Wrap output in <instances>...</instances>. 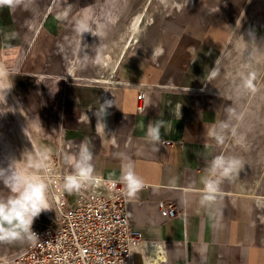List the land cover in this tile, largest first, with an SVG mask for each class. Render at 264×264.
I'll return each instance as SVG.
<instances>
[{"label":"crops","instance_id":"crops-1","mask_svg":"<svg viewBox=\"0 0 264 264\" xmlns=\"http://www.w3.org/2000/svg\"><path fill=\"white\" fill-rule=\"evenodd\" d=\"M104 2L20 0L0 6V64L9 70L13 98L22 111L44 112L36 79L59 34L82 10L94 11ZM182 4H175L179 16L142 27L139 40L104 83L107 88L96 105L68 99L61 108L71 135V157L78 159L81 146L87 145L93 175L123 181L130 168L142 181L138 191L128 192L129 220L148 245L146 250L162 255L159 264H264V194L241 193L237 178L211 173L214 159L224 154L217 133L234 107L213 72L237 29L264 31V0ZM154 25L153 35L145 33ZM77 44L75 40L67 44L69 59ZM136 86L148 88L142 100ZM157 124L160 140L154 141L148 127ZM210 179L217 191L209 200L205 185ZM159 201L174 203L185 217L170 218ZM26 235L0 241V246L17 253L27 245ZM134 259L135 264H149L141 253Z\"/></svg>","mask_w":264,"mask_h":264},{"label":"rangeland","instance_id":"rangeland-1","mask_svg":"<svg viewBox=\"0 0 264 264\" xmlns=\"http://www.w3.org/2000/svg\"><path fill=\"white\" fill-rule=\"evenodd\" d=\"M147 1L105 0L101 7L92 9L94 11L82 10L76 20L59 34L53 54L36 79L45 103L42 114H31L20 109L14 101L11 82L4 88L5 93L3 87H0V133H11L15 144V156L11 164L0 161V199L14 195L4 181L14 172L27 173L28 170L44 180L50 205L53 192L59 199H69L63 185L64 178L74 173L68 163L72 154L68 146L71 135L69 127L63 122L61 108L67 105L68 99L82 106L97 104L98 96L107 88L100 81L110 80L111 68L121 56L127 40L130 44L134 37L131 34L132 22L142 12ZM196 1L168 0L172 4L166 5L168 3L164 0H151L146 12V23L151 21L153 25L161 18L165 22L169 21L170 17L180 15L176 11V3L182 2L181 7H190ZM81 22L87 23V31L79 30ZM146 31L153 35L155 25ZM73 40L78 43L75 45L77 49H73L76 53L69 59L72 52L67 44ZM72 68L77 70V78L74 80L66 76ZM213 73L217 75V86L225 90L229 88L230 91H226L234 101L232 115L218 136L223 137V156L239 160L238 169L243 171L245 179L251 180L259 175L261 165L264 164V31L237 29L228 48L222 51ZM8 79L10 81V75ZM5 94L15 105L13 113H9L1 103L3 99L6 100ZM231 137L239 138L242 144L248 146L249 152L227 145L225 138ZM229 143L232 145L233 141ZM242 144L239 143L240 146ZM0 150L5 151L2 141ZM260 193L264 194V188L260 189ZM48 216L41 213L33 225L47 220ZM4 253L9 259L14 254L6 252L5 246L1 245L0 258H4ZM3 260H0V264H8L6 258Z\"/></svg>","mask_w":264,"mask_h":264},{"label":"built area","instance_id":"built-area-1","mask_svg":"<svg viewBox=\"0 0 264 264\" xmlns=\"http://www.w3.org/2000/svg\"><path fill=\"white\" fill-rule=\"evenodd\" d=\"M136 87L142 100L148 88ZM93 176L99 184L66 192L69 199H58L53 192L47 220L32 225L34 235L27 234L22 250L3 257L12 264H135V254L141 253L145 260L148 245L129 220L126 183ZM159 206L170 218L185 217L174 203L159 201Z\"/></svg>","mask_w":264,"mask_h":264},{"label":"clouds","instance_id":"clouds-1","mask_svg":"<svg viewBox=\"0 0 264 264\" xmlns=\"http://www.w3.org/2000/svg\"><path fill=\"white\" fill-rule=\"evenodd\" d=\"M18 3L20 0H0V6H12ZM78 27L81 32L88 30L86 22H81ZM159 51L158 49L156 54ZM9 75V70L0 64V87L10 85ZM249 86H251V82H249ZM147 134L152 140L159 141L160 125H149ZM217 139L220 142L223 141V137ZM91 160L92 155L87 145L81 146L78 159L75 157L68 158V163L72 164L75 169L74 174L64 178L63 188L69 194L78 192L87 183H100L99 178L93 176L94 168L90 163ZM239 167V160L221 155L212 162L211 173L213 175L219 173L222 177H229ZM122 180L126 183L130 194H134L142 187V181L130 168L122 176ZM4 183L14 195L7 199H0V241L11 242L20 239L25 234L34 235L31 229L35 219L50 208L47 199V186L44 180L40 176L17 171ZM216 191V182L211 179L208 180L205 185V199H213V194Z\"/></svg>","mask_w":264,"mask_h":264},{"label":"bare ground","instance_id":"bare-ground-1","mask_svg":"<svg viewBox=\"0 0 264 264\" xmlns=\"http://www.w3.org/2000/svg\"><path fill=\"white\" fill-rule=\"evenodd\" d=\"M150 1L151 0H148L146 2L145 6H144V8L142 10V12H140L138 14V16H136L134 18V20L132 22V33H131V34H134V37L132 38L130 44H129V39L127 40V42H126V44L124 46V49L122 51L121 56L116 60V62L114 63L113 67L111 68V71H110V75L111 76H113L115 74V72H116V70H117V68H118V66H119V64H120V62H121L124 54L126 53L127 49L130 47V45L133 44L135 41H138L139 40L141 29L145 25V23L147 21V18H148L146 12H148V10H149L150 4H151ZM164 1L166 3H168V0H164ZM70 72H68V73H70V76H69L70 79L77 78V70H75V68H72ZM108 81L107 80H101L100 82L105 83V82H108ZM4 88L5 87H3V93H5L4 92ZM226 90L227 91H230L229 88H227ZM5 98H6V100L3 99V102H1L3 104V107L9 113H13L14 112V106L15 105H13V103H11L8 100V97H6V94H5ZM217 134L219 136V133H217ZM231 140L233 141L232 145L229 143V141H231ZM0 141H2V146H4V148H5V151L0 150V157H1V160L0 161H1V163L11 164L12 158L15 156V153H14V151H15L14 150L15 149L14 136L11 133H8L7 131H3V132L0 133ZM226 141H227V145H230L232 148H238V149H240V150H242L244 152H247V151L249 152L248 146L245 145V144H242V141L239 138H236V137H231L229 139L225 138V141L224 142L226 143ZM239 143H241L242 146H240ZM250 152H251V150H250ZM261 166H262V168L260 170L259 175L256 176V177L254 176L251 180L245 179V176L243 174V171H241L240 169H237V171L233 172L230 175V177L237 178L236 185H237V187H238V189H239V191L241 193L253 194V195H255V194H261L260 193V189H263L264 188V164L261 165ZM34 168H35V166H34ZM26 174L35 175L34 173H32L29 170H28V172ZM40 175H42V174H40ZM87 184H85L81 188H86V185ZM61 193L63 194V191ZM74 194H76V192ZM55 196H56V194H55ZM47 211L50 212V208ZM159 250H160V248H159ZM154 251L157 252V250H154ZM145 253H146V257H147L146 260H148V263L149 264H151V263L159 264L160 263V258H162V255L160 253H154V252H151V250H148V251L145 250ZM152 253L157 254V256L152 255ZM3 259L0 258V260L4 261ZM7 263L8 264H12L9 261H7Z\"/></svg>","mask_w":264,"mask_h":264}]
</instances>
